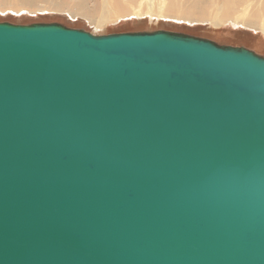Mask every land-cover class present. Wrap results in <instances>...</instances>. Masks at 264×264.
I'll list each match as a JSON object with an SVG mask.
<instances>
[{"label":"water","instance_id":"water-1","mask_svg":"<svg viewBox=\"0 0 264 264\" xmlns=\"http://www.w3.org/2000/svg\"><path fill=\"white\" fill-rule=\"evenodd\" d=\"M0 264H264V57L0 23Z\"/></svg>","mask_w":264,"mask_h":264},{"label":"rangeland","instance_id":"rangeland-1","mask_svg":"<svg viewBox=\"0 0 264 264\" xmlns=\"http://www.w3.org/2000/svg\"><path fill=\"white\" fill-rule=\"evenodd\" d=\"M107 9L117 14L113 23L98 29L87 19L102 16ZM240 21L260 25L264 0H228L225 4L222 0H0V23L59 24L96 36L163 31L248 49L264 57L263 32Z\"/></svg>","mask_w":264,"mask_h":264},{"label":"bare ground","instance_id":"bare-ground-1","mask_svg":"<svg viewBox=\"0 0 264 264\" xmlns=\"http://www.w3.org/2000/svg\"><path fill=\"white\" fill-rule=\"evenodd\" d=\"M197 1L201 2L202 0H197ZM222 1L225 4V3H227L228 0H222ZM71 15L73 17H75V16H77V13H71ZM116 15L117 14L112 12L110 9H107L102 16L96 17L95 15H90L89 17H87V19L99 29V28H102V27H104L105 25H107L109 23H113V21L118 18ZM141 16H144V15H141ZM160 17L163 18L164 16H160ZM189 18L190 17H186L184 19H189ZM112 19H114V20H112ZM184 19H182V20H184ZM165 20H168V19L165 18ZM179 20H181V19H179ZM190 21L193 22L194 20L190 19ZM239 23H242V24L246 25L247 27H250V28H252L254 30L263 32V34H264V21H262L260 23V25L248 24V23L242 22V21H240ZM215 24L218 25L217 22Z\"/></svg>","mask_w":264,"mask_h":264},{"label":"flooded vegetation","instance_id":"flooded-vegetation-1","mask_svg":"<svg viewBox=\"0 0 264 264\" xmlns=\"http://www.w3.org/2000/svg\"><path fill=\"white\" fill-rule=\"evenodd\" d=\"M260 43H261V42H260ZM260 43H259V44H260Z\"/></svg>","mask_w":264,"mask_h":264}]
</instances>
